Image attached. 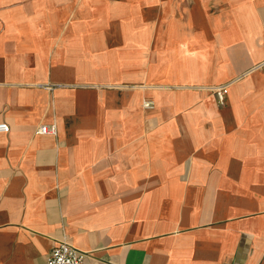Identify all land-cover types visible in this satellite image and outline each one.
I'll use <instances>...</instances> for the list:
<instances>
[{
  "label": "crops",
  "instance_id": "0c3cea01",
  "mask_svg": "<svg viewBox=\"0 0 264 264\" xmlns=\"http://www.w3.org/2000/svg\"><path fill=\"white\" fill-rule=\"evenodd\" d=\"M263 60L264 0H0V264H264Z\"/></svg>",
  "mask_w": 264,
  "mask_h": 264
},
{
  "label": "built area",
  "instance_id": "2783aa9c",
  "mask_svg": "<svg viewBox=\"0 0 264 264\" xmlns=\"http://www.w3.org/2000/svg\"><path fill=\"white\" fill-rule=\"evenodd\" d=\"M254 70L264 71V61L255 66ZM227 93V86H220L215 89L216 102L224 105ZM145 107L152 108V103H145ZM10 128L6 123H0V132H9ZM39 135H57L56 123L44 124L37 130ZM85 254L74 247L66 238L58 242L47 256V264H83Z\"/></svg>",
  "mask_w": 264,
  "mask_h": 264
},
{
  "label": "rangeland",
  "instance_id": "374dc122",
  "mask_svg": "<svg viewBox=\"0 0 264 264\" xmlns=\"http://www.w3.org/2000/svg\"><path fill=\"white\" fill-rule=\"evenodd\" d=\"M214 94H215V92H214ZM145 103H152V108L145 107ZM143 106H144V108L153 109V108H156V103L154 101H152V100H145L144 103H143Z\"/></svg>",
  "mask_w": 264,
  "mask_h": 264
}]
</instances>
